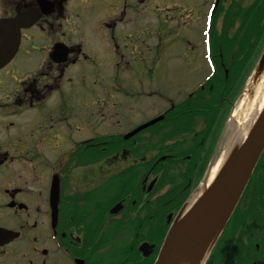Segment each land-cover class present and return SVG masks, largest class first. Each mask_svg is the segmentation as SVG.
<instances>
[{
  "label": "flooded vegetation",
  "instance_id": "1",
  "mask_svg": "<svg viewBox=\"0 0 264 264\" xmlns=\"http://www.w3.org/2000/svg\"><path fill=\"white\" fill-rule=\"evenodd\" d=\"M105 1L0 0V18L17 11L37 18L0 69V264H154L171 223L203 180V161L194 155L204 157V148L193 150L194 139L184 141L180 132L177 141L183 142L171 155L177 183L164 190V174L157 173L161 157L142 155L141 146L150 142L140 132L126 138L153 117L142 122L135 112L126 122L129 108L117 95L124 69L136 66L151 77L157 35L172 31L170 15L163 24L161 16L144 14L146 0H136L131 15L124 6L116 20L122 3L113 1L97 30L104 28L107 47L94 52L87 43L94 38L72 20ZM228 2L233 17L250 10ZM223 3L182 2L194 6L188 15L201 12L205 22L209 12L213 20L222 13ZM125 24L131 29H120ZM113 61L124 69L115 74ZM151 93V99L159 94ZM183 143L188 147L178 154ZM230 221L209 264H264V153Z\"/></svg>",
  "mask_w": 264,
  "mask_h": 264
},
{
  "label": "rangeland",
  "instance_id": "2",
  "mask_svg": "<svg viewBox=\"0 0 264 264\" xmlns=\"http://www.w3.org/2000/svg\"><path fill=\"white\" fill-rule=\"evenodd\" d=\"M113 1H116V0H106L105 3L98 4L95 2V4L93 5H88L85 10L86 11L85 14H83L80 17H77L76 19L73 18L72 20L73 23H81L84 26L83 28L86 30V32L90 34L91 40H92V37L94 38V41L92 40V42L87 41L89 46L94 49V52L96 50V46L99 49H101L102 47H105V48L107 47V41L103 37L104 28H102L98 32L97 30L99 29V21L101 20V18L103 19L106 16L112 14L111 9H110L111 3H113V5L116 4ZM135 1L136 0H123V1L118 0V2L122 3V5H120L119 14L116 15L114 19L117 20L121 17V12L123 11L122 9L124 6L128 7V9L130 10V15H131V13L133 12V8L136 7ZM183 1L184 0H146L144 3L145 4L144 7H146L144 9V14L146 12H150L151 14L156 15V17L157 15L161 16L162 18L161 22L163 24H164V20L166 19L167 14L170 15V17L168 18L171 19V22H169V29L172 30L171 33L167 35L164 32V33H158L157 35L159 40L157 41L156 46H155L156 47L155 48L156 49L155 51L156 52L155 53L156 63H153L154 69H152L153 72L151 74V77L142 71H139L138 73L134 71L136 69V66H132V68H130V72H127V70L124 69L123 66H120V67L117 66L116 61H113V63L111 64V69L115 70V74L117 73L119 69L121 68L124 69V73L120 75V79H119V85L121 87V91L120 93H117V95H119L120 99L124 101V105H126V108H129L125 110L124 112L125 114L123 116V119L126 122L131 121L130 116H132L135 112L141 115L140 119H142V122H143V120L149 119L148 117H150V115H154L155 112L156 113L161 112V110H163L165 107L168 106L170 100L175 101L176 105L182 104L181 101L183 100V98L185 96H188L190 92L194 91V89L199 84V82L202 81V79L207 78V76L210 75L209 68H208L209 65H207L208 64L207 60L205 61L204 59V53H205V50L203 47V31L205 30L204 16H201L202 15L201 12H198L197 15H193V14H191V16L188 15L189 10H193L194 6H192L191 8H187L186 6L182 4ZM224 1H229V0H222V3ZM238 1H239V4L237 5L242 6L243 8L245 7L249 8L253 5V3L256 2V0H245V3L244 1L242 2V0H238ZM221 5H222V10H221L222 13L220 15L216 14L214 17V20L212 18V21H214L213 22L214 25L212 26L214 28L212 27L213 29L211 31V34H212L211 35L212 36L211 46L213 50V56L216 57L217 54L220 52L224 53V55L223 54H220V55L224 56L223 66L225 67L226 62L228 63L227 59H230V55L232 52V43L234 45L235 51H237V47H239V44L241 41V35L244 36L247 32H250V31L251 33L254 32L253 27H257L259 29H261V27H264V17L261 23H259V26H260L259 27L255 22L252 21L251 17L253 15L249 17H245L243 15L244 11H242V13H240V15L236 17L237 21L235 22V24H233L234 25L233 27H231V22L227 20L226 22L227 31H224V27H223V22H225L224 18H232L233 16L231 14H227L228 12L227 10L229 9L228 8L229 2L227 4L223 3ZM168 9L170 10V12L168 11ZM183 9H186L187 11L185 10L183 12ZM141 10L143 9H139L138 11H141ZM225 13L227 14L226 16H225ZM185 15H188V17L185 18ZM150 16L151 15L145 16V19H147L148 22L150 21L148 19V17ZM107 20L106 22H108ZM240 24L250 25V27L248 29L245 28L243 30H238ZM132 25L125 24L124 26H120L121 27L120 29H123L124 31H128L129 29H131ZM107 31L109 35L108 41H110V31L109 30ZM95 32L100 33V34L96 35ZM217 34L220 36L222 35V37L226 38L224 44L221 46L215 45V38ZM103 54L104 53L101 52V55ZM256 57L257 55L253 58L252 63L255 62ZM135 63L136 61H133V64ZM215 63H216L215 67H217V70L221 72L220 70L221 66H219L218 62L215 61ZM109 67H110V64H109ZM247 68L249 69V66ZM250 70H252V68ZM109 73H108V76H109ZM248 75H249V72L247 73L246 79ZM250 79L251 78L248 77L247 81L245 80L247 84L249 83ZM258 83L259 82H257V85ZM244 87L242 88V91H241L242 94L245 92L247 86L245 85ZM122 89H124V91ZM142 90L145 91V93H143ZM151 91L152 93L158 92L159 94L153 97ZM204 92L205 90L203 91V93ZM150 93L153 97L152 99L149 97ZM199 93H201V91H199L197 94ZM146 94L147 96L145 97L144 95ZM228 98H229V95L226 97V99ZM232 108H231L230 114L232 112ZM222 111L223 110H221V113ZM189 112H191L190 109L188 110V113ZM129 113L131 114L128 115ZM221 113L220 114L218 113L219 116L217 114V117L215 116V118H219L225 115V109H224V112L222 114ZM190 115H189V118H191ZM204 118L205 117L203 115H200L199 117L194 118V120H191L194 124L193 131L187 133L185 135V138L184 136H181L183 137L184 141L192 137L193 139L194 138L199 139L197 137L199 135L197 134L199 133L200 130H202V128L205 127V131L206 133H208V137L211 139L210 145L208 144L209 148L205 150L203 146H197L201 141L197 142V144H195V147H192V149L196 151H200L201 149L197 150L200 147L204 148V152L207 151L204 157L203 156L201 157V153L198 154V152L196 153V155H194L195 160H197L198 162L203 161V163L200 162L201 168H202L201 171L203 172H204V168L206 169L207 166L211 163V159H213L214 153L216 152V140H217L216 138L218 137V135L221 136L219 144L220 146L223 145L222 148L224 151L228 140L231 138L232 131L234 130V128H232L231 126L232 121H230V118L229 120L227 119L226 126L224 125L220 133H219L220 126L217 128H214V124L211 123V126H210L209 122H207V120ZM140 119H137V121H139ZM214 120L219 124L220 122L222 123V120H218V119H214ZM110 130L114 131V129H110ZM124 130L121 129V131H124ZM226 132L228 135L227 138L229 139L224 138ZM242 136L243 135L241 133L237 137L239 138V141L242 139L241 138ZM225 139L227 140L226 142H225ZM203 142H204L203 144H205V142L207 143L208 139H205ZM183 144L184 145L178 146L176 148V150L178 151V154H180L184 149L188 147L186 143H183ZM173 152L174 150L171 149L170 154H172ZM193 164L191 165V167H193ZM168 168L172 172V169H173L172 163L165 161L162 163L160 167H158V170H157L158 175L164 174L162 175L161 178H159L160 182L163 183L162 186L165 187L164 190L167 187H169L166 184L171 183V182H173L174 184L177 183L175 181L176 174L174 172H172L173 173L172 181H169V179L166 178L167 177L166 172L167 171L170 172L169 170H167Z\"/></svg>",
  "mask_w": 264,
  "mask_h": 264
},
{
  "label": "water",
  "instance_id": "3",
  "mask_svg": "<svg viewBox=\"0 0 264 264\" xmlns=\"http://www.w3.org/2000/svg\"><path fill=\"white\" fill-rule=\"evenodd\" d=\"M17 23H0V64L8 59L19 36L5 28ZM253 77L264 70V53ZM150 124L144 125L138 132ZM133 132V134L135 133ZM264 150V107L251 123L242 143L225 158L218 174L176 218L156 264H204L241 198L256 163Z\"/></svg>",
  "mask_w": 264,
  "mask_h": 264
},
{
  "label": "trees",
  "instance_id": "4",
  "mask_svg": "<svg viewBox=\"0 0 264 264\" xmlns=\"http://www.w3.org/2000/svg\"><path fill=\"white\" fill-rule=\"evenodd\" d=\"M259 4H260L259 6L257 7L255 6L253 9L254 10V13L252 14L253 16L249 15V16H252L251 17L252 21L255 22L258 26L264 17V14H263L264 0H261ZM227 20L231 22L232 24L233 19L228 18L226 19V21ZM249 27L250 25L241 24V29L242 28L248 29ZM253 28H254V32L251 33L250 31V32H247L245 35L243 34L244 36L241 35V41L236 51L237 53L236 59L230 60L229 77L228 78L224 77L225 76L224 72L219 73L215 78L212 79L211 82H208L205 87L207 90L206 94H209V99L204 97L201 101H195L189 104L188 107L191 111L189 112V114H191L190 115L191 117L193 115L207 116L208 119H210L213 123V119L215 118V116L217 117V114L218 113L220 114L221 110H223L222 111L223 113L225 109V115L222 116V123L220 124V126L223 125L225 117H226V108H225V103L227 101L226 97L229 95V97L232 98L231 100H233L234 97L237 95L238 88H240V84H241L240 77L242 78L244 71L247 69L248 66L251 65L250 56H253V54L255 53L256 47H257V45H254L255 47H252L251 49L250 46H252V43H250V37L251 39H257L258 36L260 34L262 35L264 31V27H261V29L257 27H253ZM225 39L226 38L222 37V35L219 37V40L222 45L224 44ZM257 40L255 41V43H257ZM233 49H234V45L232 43V51ZM187 119L190 121V123L192 122L191 120H193V118H187ZM181 122L186 123L185 121H182V120ZM176 123H180V122L177 121ZM173 130H174L173 131L174 133L177 132L175 131L176 128H173Z\"/></svg>",
  "mask_w": 264,
  "mask_h": 264
},
{
  "label": "bare ground",
  "instance_id": "5",
  "mask_svg": "<svg viewBox=\"0 0 264 264\" xmlns=\"http://www.w3.org/2000/svg\"><path fill=\"white\" fill-rule=\"evenodd\" d=\"M255 85L254 87L251 85L248 86V89L235 106L231 124L234 130L232 131L231 138H228L229 140L226 144L225 153L222 156L218 166L215 167L211 172L210 182L214 179L218 169H220L223 160L227 158L231 150L236 146L238 139L237 137L239 134L243 132L244 136L247 134L246 131L248 132L251 123L264 107V75L260 79L258 85Z\"/></svg>",
  "mask_w": 264,
  "mask_h": 264
}]
</instances>
